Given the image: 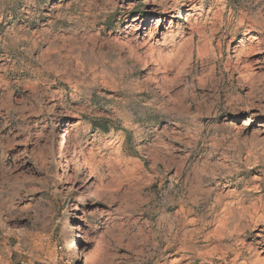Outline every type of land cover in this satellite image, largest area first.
I'll use <instances>...</instances> for the list:
<instances>
[{"label":"rangeland","instance_id":"obj_1","mask_svg":"<svg viewBox=\"0 0 264 264\" xmlns=\"http://www.w3.org/2000/svg\"><path fill=\"white\" fill-rule=\"evenodd\" d=\"M247 6L0 0V36L54 29L32 53L51 71H0V104L17 109L7 124L0 117V176L16 167L13 175L44 182L21 199L0 196V264H97L102 227L144 240L137 264H264V9L246 18ZM54 9L64 18L54 21ZM14 59H0V69ZM33 89L42 100L35 114L17 104ZM44 92L74 93L72 110ZM223 125L242 131L216 148L166 138L207 139L201 129ZM215 165L231 176L204 180Z\"/></svg>","mask_w":264,"mask_h":264},{"label":"clouds","instance_id":"obj_2","mask_svg":"<svg viewBox=\"0 0 264 264\" xmlns=\"http://www.w3.org/2000/svg\"><path fill=\"white\" fill-rule=\"evenodd\" d=\"M34 2V0H33ZM78 3V0H76ZM259 7V9H264V0H248V6L246 7L245 17L250 18L255 15L252 11L253 8ZM56 14L54 16L55 20H61L64 18V15L61 11L53 10ZM89 13L86 11L82 14V18L86 17ZM29 17L33 16V13H28ZM38 15V14H37ZM53 21V22H54ZM0 23L6 24V21L3 20V17H0ZM39 23V21H37ZM54 29L51 27L44 29L43 31L37 30L36 32H26L23 28L19 30L21 35L12 32L11 30L6 31L3 36H0V49L3 50V53L0 54V59L8 60L11 58L14 59V63L17 65L15 68H4L0 69L5 76L9 73L21 72L32 70V75H43L45 72L51 71L45 66H37L38 60L36 57H33L32 53L38 51L36 44L37 42L43 39L46 42L47 37L51 36ZM63 76V73H61ZM4 77L0 76V80H3ZM3 95V93H0ZM47 95L51 99H54L58 102L59 107L63 108L65 111L72 110L71 102L69 101V95H74V93L65 92L62 97L58 93L44 92L41 93V96ZM35 100V103H33ZM76 103H82V101H75ZM21 107H25L30 113H38L42 110V100L36 99L35 90L33 89L32 98H25L17 102ZM55 105L49 109L50 112L55 111ZM0 108L4 111L0 113V117H5L4 123L7 124L8 119L13 118L15 111L17 109L10 108L8 104H0ZM146 111V109H145ZM210 116H215V113L209 114ZM23 131L28 132L29 129L27 125L23 126ZM219 132L221 136L219 139H213L211 132ZM242 130L232 129L228 125H223L221 127L210 126L208 128L201 129V132L204 134L207 139H202L200 137H189L187 134H171L166 138L175 143L182 144L186 149L196 148L197 145L194 141L199 140L200 143L204 144L209 148H216L220 145L221 140H230L235 136L239 135ZM2 140V138H0ZM31 140V135L27 136L22 142L27 144ZM14 146V144L12 145ZM7 149L8 145H3ZM23 155H28V153H23ZM218 169V170H217ZM5 175L0 176V196H8L9 198L21 199L26 197L36 191L37 189L34 185L43 184V181L36 180L31 176H24L22 173H16V167H10L4 169ZM200 176L208 181L215 182L217 179L225 180L231 176V172L223 169L221 165H215L214 167H208L200 172ZM115 211H124L123 209H117ZM101 226L104 225V221H100ZM137 236L139 233L136 234ZM99 240L101 242V251L98 253L97 264H137L143 256V249L139 248V245L144 243V240H133L127 234V230H118L114 228H105L102 227L101 231L98 233ZM135 245V246H134ZM127 248L131 253L130 256L126 257H117L115 255H109L108 253L116 252L119 248Z\"/></svg>","mask_w":264,"mask_h":264},{"label":"bare ground","instance_id":"obj_3","mask_svg":"<svg viewBox=\"0 0 264 264\" xmlns=\"http://www.w3.org/2000/svg\"><path fill=\"white\" fill-rule=\"evenodd\" d=\"M88 167V166H87ZM89 175H88V178L86 179V186L88 187V189H90L93 197H96L97 196V193H98V189H97V185H96V182L94 180V176H92V173L89 171L88 172ZM86 187V188H87ZM77 232L79 233V242H83L84 240V237L83 235L86 233V231L82 232V229H81V226L78 225L77 226ZM80 253L84 255V258L87 260V254H86V247L85 245H80Z\"/></svg>","mask_w":264,"mask_h":264}]
</instances>
